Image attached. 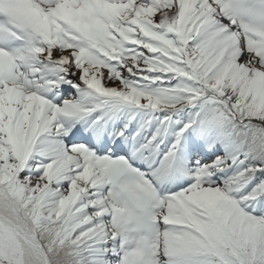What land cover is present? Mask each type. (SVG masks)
Segmentation results:
<instances>
[{
  "label": "snow or ice",
  "instance_id": "6c2138e0",
  "mask_svg": "<svg viewBox=\"0 0 264 264\" xmlns=\"http://www.w3.org/2000/svg\"><path fill=\"white\" fill-rule=\"evenodd\" d=\"M0 264H264V0H0Z\"/></svg>",
  "mask_w": 264,
  "mask_h": 264
}]
</instances>
